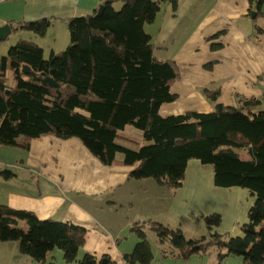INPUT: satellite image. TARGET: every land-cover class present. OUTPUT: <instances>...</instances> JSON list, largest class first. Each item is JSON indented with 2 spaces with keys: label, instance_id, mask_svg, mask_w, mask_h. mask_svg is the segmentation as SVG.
I'll return each mask as SVG.
<instances>
[{
  "label": "trees",
  "instance_id": "obj_1",
  "mask_svg": "<svg viewBox=\"0 0 264 264\" xmlns=\"http://www.w3.org/2000/svg\"><path fill=\"white\" fill-rule=\"evenodd\" d=\"M117 1H123L120 9ZM166 1L176 7L175 0H102L100 14L98 8L67 19L71 43L48 59L33 41L13 45L0 60V145L28 151L41 137L77 138L103 165L132 167L130 178H152L170 190L183 185L191 160L212 165L216 187L246 189L255 199L248 222L240 225L243 235L188 239L181 229L150 218L133 226L140 242L123 259L152 263L145 231L150 229L174 258L188 260L217 247L216 264L229 256L264 264V110L255 111V99L226 106L218 102L220 90L205 89L215 103L212 112L160 114L165 103L177 99L171 88L180 74L174 62L155 56L145 26L154 23ZM249 3L251 11L262 14L264 0ZM52 23L43 18L11 26L44 36ZM128 127L142 133V143L121 136ZM204 220L210 229L222 217ZM86 234L71 222L41 220L31 211L0 205V243L18 241L20 251L35 261H44L55 248L64 251L67 262L75 261ZM80 264L115 262L88 253Z\"/></svg>",
  "mask_w": 264,
  "mask_h": 264
},
{
  "label": "crops",
  "instance_id": "obj_2",
  "mask_svg": "<svg viewBox=\"0 0 264 264\" xmlns=\"http://www.w3.org/2000/svg\"><path fill=\"white\" fill-rule=\"evenodd\" d=\"M175 1L176 7L171 1L163 2L154 23L145 26L155 56L174 62L180 74L171 88L177 99L165 103L160 114L168 117L212 112L215 103L204 94L205 89L220 90L218 102L226 106L239 107L243 101L255 99L259 102L255 111L264 110V87L260 83L264 77V6L261 15L252 17L249 0ZM101 2L1 1L0 26L43 18H52L53 23L44 36L13 30L0 42V60L20 40L38 44L46 59L65 50L71 43L67 19L91 14ZM12 78L10 73L9 81ZM120 134L142 143V133L131 127ZM197 168L196 159L191 160L183 185L170 190L152 178H130L132 167L103 165L77 138L41 137L32 141L28 151L0 145V205L31 211L41 220L71 222L87 230L75 261L67 262L64 251L55 248L38 262L20 251L18 241H7L0 243V264H80L88 253L108 256L115 264H128L123 256L140 242L132 228L150 218L181 229L188 239H202L206 236L200 238L204 233L198 225L201 215L218 211L221 197L216 198L204 186L212 178L210 170L200 175ZM249 193L244 192L245 196ZM251 196L248 208L241 213L236 204L241 198L228 199L231 204L226 207L232 206L230 218L225 221L221 216V224L212 227L216 231L211 234L242 236L237 224L248 222V211L255 202ZM214 200H218L216 204ZM234 208L237 213H233ZM18 227L25 231L23 222ZM145 231L153 254L151 264L217 263V247L182 260L169 255L168 244H161L154 231ZM221 264H243V259L229 256Z\"/></svg>",
  "mask_w": 264,
  "mask_h": 264
},
{
  "label": "rangeland",
  "instance_id": "obj_3",
  "mask_svg": "<svg viewBox=\"0 0 264 264\" xmlns=\"http://www.w3.org/2000/svg\"><path fill=\"white\" fill-rule=\"evenodd\" d=\"M123 5V1H117L115 3V6L117 9H120ZM244 159L247 157V155L242 151V154H241ZM197 172L201 175V174H204V171H208L210 170L211 172V175H212V178H210V180L208 182H205L204 183V186L206 188L207 191L209 192H214V195H217L216 198H220L221 197V204L219 206V209L217 208V205H214L216 209H218V211H216L214 214H219L221 215L225 221H227V218H230V207L232 208V206L229 207V209L226 207V205H229L231 204V200L232 201H235L238 197V198H241L239 199L236 204H237V209H238V213H241L243 210L245 212V209L248 208L249 204H250V200L248 199L251 194L249 193L248 190L246 189H242V188H239V187H233V188H220V187H216L215 184H213V167L212 165H205V164H202L199 160H197ZM248 192L249 195L245 196L244 192ZM244 195V197H243ZM252 197V196H251ZM231 198V199H230ZM229 199V201H228ZM219 200V199H218ZM218 200H214L213 203L217 202ZM216 204V203H215ZM233 213H237V211L235 210L234 208V212ZM214 214H210V215H201V219L198 223V225H200V227L202 228L203 232L201 235H200V238L203 237V236H206V238H210L211 236V231L214 230L216 231L215 229H208L207 225H206V222L204 220V217H207V216H211V215H214ZM237 216V214L235 215ZM238 226H240V224H237ZM190 227L189 225L187 226V228ZM217 227V226H214V228ZM217 231H219V229L217 228ZM227 235V234H226ZM225 235V236H226ZM229 235V234H228ZM228 237V236H227ZM231 237V236H230Z\"/></svg>",
  "mask_w": 264,
  "mask_h": 264
},
{
  "label": "water",
  "instance_id": "obj_4",
  "mask_svg": "<svg viewBox=\"0 0 264 264\" xmlns=\"http://www.w3.org/2000/svg\"><path fill=\"white\" fill-rule=\"evenodd\" d=\"M103 10V6H100L98 9V14H100ZM256 13L254 12L252 17L255 16ZM13 32L12 27L9 24H5L3 26H0V42L5 41Z\"/></svg>",
  "mask_w": 264,
  "mask_h": 264
},
{
  "label": "built area",
  "instance_id": "obj_5",
  "mask_svg": "<svg viewBox=\"0 0 264 264\" xmlns=\"http://www.w3.org/2000/svg\"><path fill=\"white\" fill-rule=\"evenodd\" d=\"M260 83H261L262 86L264 87V77L260 80Z\"/></svg>",
  "mask_w": 264,
  "mask_h": 264
}]
</instances>
